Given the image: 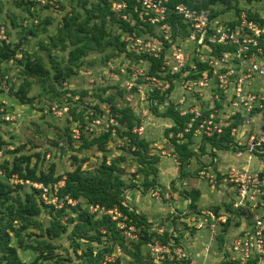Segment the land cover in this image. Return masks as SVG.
<instances>
[{
    "label": "trees",
    "instance_id": "1",
    "mask_svg": "<svg viewBox=\"0 0 264 264\" xmlns=\"http://www.w3.org/2000/svg\"><path fill=\"white\" fill-rule=\"evenodd\" d=\"M56 2L58 4V0H56ZM62 2L63 1H59L58 6L62 7L64 4ZM21 3L28 7L27 10L33 14L30 9L34 4L33 2L21 0ZM180 3L187 4L199 11L208 10L210 11L209 14L211 17H217L219 12L210 7L223 4L225 11H227L236 7L238 0H168V6L171 8V11L168 13L167 21L173 29V38L175 39L178 35L186 37L189 34L187 25L183 22L182 18L172 11V9ZM232 3H235V6H232ZM51 5H46V7L44 6L41 8L48 9L51 8ZM135 5L136 3L131 1L130 11H128L132 13L131 20L135 22L132 23L120 17H115L110 0H97V3L92 4L89 8L86 7L84 3L83 6L86 11L84 19H80L79 15L74 12L70 15L66 14L57 37H53L49 44L51 48H57L58 44H60L63 51H68L67 57L63 56L61 57L62 59H59V57L49 55V61L45 62L43 58L37 57L36 60H32L31 57L27 55L23 60H18V63L22 64L21 73L24 77L23 84L15 92L19 102L23 105L32 104V98H29L27 95L29 90L27 86L31 84L29 82L31 78L36 79L43 94L47 95L49 101L59 100V102L56 103V108L58 110L60 109L61 112V116L58 117V119L65 117L67 123L72 124L70 131H67L68 140L63 143L62 139V142L59 144L55 143L56 148L60 149V153L62 151L65 152L66 149L82 152L96 146L98 151L103 153V158L101 164L97 168L93 170H84L82 168V163L85 160H79L77 156H73V169L67 171L66 174L63 175L57 173V164L55 163L51 164L48 171L40 170L38 164L40 154H21V148H16L11 152H7V154L13 155V160L11 162L5 160L0 164V168L5 176L4 180H0V264H67V260L56 253L58 246L55 242L62 239L64 235H68L69 239L72 240L75 250L82 248V244L80 243L82 240L87 241L88 245L86 249L83 250L80 256L81 258H78L80 264H102L104 255H112L116 247L120 248L130 259L129 264H155V256H153L151 252L150 255L152 257L150 255L146 256L142 248L143 246L153 244L157 241L164 245L172 244V248L180 245L179 240L181 234L179 235L178 231H175L176 227L179 225H177L174 219L175 216L179 215L183 217L187 226L188 224L191 225L190 227L196 231L205 228L210 229L211 216L209 214L211 213L217 219L224 215L227 217L225 222H218L220 226L223 227V230L218 233H221L223 236L221 244L225 246L224 257L221 260V262L224 261L222 264H238L230 261L231 245L226 244V242H228L230 238H232L233 241L234 238L243 235L247 229H250L249 226H247L248 224L251 223L252 226L255 225L253 222H248L239 227V222L234 226H238L240 230L230 231L231 226H233L230 213L233 212L234 215L241 218L242 207L234 208L231 205V209L229 208L228 212L225 213L219 212L218 207L215 208L213 212L209 210L201 211L200 209L199 211L197 205L201 197L200 191L196 189L192 191L185 190L181 194L188 201V204H186L187 211H179L177 209L171 211L169 221L170 228L166 231L163 230L158 232V229L162 226L157 229L152 228L153 223L151 224L147 221L145 214H139L134 208L125 204V195L127 192L139 189L140 186L135 180L126 183L122 178V168L119 166V163L124 162V158L113 159L110 164H107L106 145L110 142L115 132L120 138L128 140V147L134 149L131 154L136 157L135 160L138 165V170L144 177L141 186L145 189V192L150 190V194H155L156 192L158 195L161 192V196H163L164 188H161V190L159 189L161 186L159 183V164L162 157H168L173 160L174 165L179 171V173H177L179 175L177 181L180 182L181 179L191 176L189 166L192 159L196 157V152L191 149L194 130L190 133L185 132L191 115L180 116L177 105L173 104H170L165 112L158 113L157 117L160 121L169 123V120H171L173 123L172 126L169 125L171 127L167 130V135L169 136V134L172 133L169 141L172 145L171 147L175 157L172 155V152H170L169 155L156 156L150 153V141L141 137L134 129L136 126L140 125V118L131 107H112L110 113L107 112L108 118L104 120L106 110L102 109V105L111 104L113 102L112 98H104L96 94L99 102L94 106L90 105L89 108L85 106L81 108V110L76 108L75 102H72L73 100L71 97L65 102L61 100L62 97L66 96L68 93L72 95L76 94V92H71L67 88L60 90L58 86L63 87L65 82H68L72 76H75L76 69L82 65L81 59L91 52H104L105 49L111 45L115 46L119 51H123L133 59L139 61L147 60L151 64L150 75L162 77L160 75L161 60L155 59L148 54L136 53L129 49L128 51L127 49L124 51L126 44L121 43L119 36H113L107 28V23L111 21L113 25L119 24L124 34L137 33L138 36L143 34L159 36L156 26L143 24L140 21L139 14L134 12ZM1 11L0 7V12ZM247 12L250 19H259L258 14L254 15L250 11ZM236 13L239 15L240 11L237 10ZM0 22L6 24L8 29L7 34L9 38H11L10 43H0L1 68L10 58L17 57L18 47L13 44L12 29L5 21L0 19ZM233 24H235V21L232 22V25ZM31 31L32 30H30L29 33ZM109 57L110 55L107 56V59H109ZM204 68L205 65L199 64V69ZM0 82L8 86L7 89L9 90V76L7 74L0 75ZM172 88L171 84L169 90L160 92L161 96L158 95L159 99L157 102L161 104L164 103L167 99V94L171 92ZM4 89L5 88H2L3 91ZM10 90L12 91L11 88ZM79 99L80 98L76 101L78 104H80ZM0 105L4 106L6 111H8L7 114L10 113L15 116L13 121H7L1 117L0 124L13 123L19 120L18 118L21 116L17 118L18 114H16L15 111L9 110L8 105L4 101L0 100ZM157 106L159 107L160 105L157 104ZM154 109V112L157 113V107H154ZM94 119H99L101 122L99 121L98 124H94ZM111 119L117 121V125L112 124L110 122ZM239 119L241 122L242 118ZM87 125L88 127L86 128ZM121 125L123 128H120ZM237 125L238 123L235 122L224 128L219 138H217L216 134L212 137L203 136L204 144L210 143L213 148L220 151L239 149V151L244 152L246 148L237 146L232 136V129ZM89 127H91V130ZM74 128L79 130V138H76L73 131ZM95 131H97V134ZM180 133L184 134L183 138H178V134ZM75 143L79 144L78 148L73 146ZM3 145L0 139L1 150ZM202 152L205 154L204 148ZM47 157H49V155H47ZM261 157L264 159V154L261 155ZM33 159L37 161L34 162V164L32 162ZM204 168L209 173H215L211 168ZM230 170L225 175H220V173H218V175L214 174L216 177L213 181L215 188L219 189L220 186H231V184L224 182V179H228ZM12 177H17L24 182L30 181L43 184L50 188L51 191L49 196H56L58 203L62 202L63 206L61 208H56L52 204H46L42 198V190L35 189L32 186L30 191H24L25 186L23 185L17 184L16 186H12L7 181V179H11ZM61 181H64V186L58 188L56 193H54V185ZM182 184L185 187L187 186L185 183ZM207 184L212 188L211 184L208 182ZM68 200L77 201V203L71 205L68 203ZM96 205L105 207L106 211L118 207L123 216L126 217V220L121 221L125 223L127 227L135 228V238L128 243L127 235L122 234L118 223L113 221L107 213L102 216L91 214L89 208ZM73 213L76 215L74 216ZM44 214L50 218V221L46 224L41 218ZM245 216L247 220L250 221L260 215L257 211L251 212L250 210H245ZM192 218L201 222L208 219V223H206L203 228L199 229L195 223H190ZM263 219V217H260L259 221ZM63 220L66 221L65 224ZM158 223L162 225L165 223V220L163 219ZM30 227L37 229L38 232H27ZM141 227H147L149 230H141ZM69 228L70 232H68ZM142 233L143 235H141ZM104 237H106L108 241L104 239ZM94 244L104 246L95 253ZM180 248L189 256V251L185 247L181 245ZM27 251L36 254L35 259L30 263L20 258V252ZM119 261L118 259L116 264H119ZM192 261L193 260L189 257H185L175 262H170L169 259H165L162 264H190ZM111 263L114 264V262L108 264Z\"/></svg>",
    "mask_w": 264,
    "mask_h": 264
},
{
    "label": "rangeland",
    "instance_id": "2",
    "mask_svg": "<svg viewBox=\"0 0 264 264\" xmlns=\"http://www.w3.org/2000/svg\"><path fill=\"white\" fill-rule=\"evenodd\" d=\"M53 1L54 5H51V8L48 9L41 8L38 5L35 6V12L32 14L27 10L28 7L21 3V0H0V7L2 10L0 12V19L5 21V23H7L12 29L13 44L18 47L17 57L10 58L0 68V75L7 74L9 76V90L7 89L8 86L0 82V100L4 101L8 105V109L15 111L16 114L21 116L18 118L17 115L19 120L16 122L0 124V139L4 144L2 146L4 156L1 158L0 164H2L5 160H9L10 162L13 160V155L7 154V152H11L16 148H21V154H40V159L38 161L40 170L48 171L51 164L55 163L57 164V173L64 175L67 171L72 170L74 167L73 156H77L79 160H85L82 163V168L84 170H93L101 164L103 153L98 151L96 146L90 150H84L82 152H76L73 149H66L65 152L62 151L60 153V149L56 148L55 143L59 144L62 142V139L63 143L68 140L67 131H70L72 124H68L65 117L58 119V117L61 116L60 109L58 110L56 108V103L59 102V100L49 101L47 95L43 94L36 79L31 78L29 80L31 84H28L27 86V89H29L27 95L29 98H32V104L23 105L19 102L15 92L23 84L24 77L21 73L22 64H19L18 60H23V58L27 55H29L32 60H36L37 57L43 58L45 62L49 61V55L59 57V59H62L61 57L63 56L67 57L68 51H63L60 44H58L57 48L50 47L49 44L51 43V39L53 37H57L62 21L66 14L70 15L74 12L79 15L80 19H84L86 16V11L84 10L83 4L85 3L86 7L89 8L92 4L97 3V0H58V4L59 1H63L62 3L64 4L62 7L58 6L56 0ZM232 6H235V3H232ZM210 8H213L219 12L218 17H220L221 21H226L228 19L234 20L240 14L247 11H250L251 13L259 12L260 14H264V0H238L236 7H233L227 11H225L223 4H217ZM237 10L240 11L239 15L236 13ZM204 11L210 13L208 10ZM115 17L118 18L119 15L115 14ZM111 24V21H109L107 23V28L113 36H119L121 43L126 44L127 48L125 47L124 51L125 49H127V51L128 49L132 50V48L125 41L126 35L123 33L119 24ZM30 30L32 31L29 33ZM177 43L178 40L176 42L173 41L175 46H178ZM187 45L189 50L194 47L193 44L190 43ZM184 47L186 48V46ZM108 55H110L109 59H107ZM81 61L82 65L76 69L75 76H72L68 82H65L63 87L58 86L60 90L67 88L71 92H76V94L73 93L74 95H72L71 93H68L66 96L62 97L61 100L65 102L69 97H71L73 100L72 102H75L76 108L81 110V108L85 106H88L89 108L90 105L94 106L99 102L96 94L104 98H112L113 102L111 104L102 105V109L106 110L104 120L108 118L107 112L110 113L112 107L121 108L129 106L140 118V125L136 126L134 129L141 137L150 141V153L157 156L163 155L160 154L162 151L170 152L172 145L169 139L171 138L172 133H170L168 136L167 130L170 129L173 123L171 120V123L160 121L157 115L158 113L165 112L170 104H178V101H180L182 95V90L179 89L180 82L174 79L170 74L164 73L161 75L162 78L169 81L173 87L171 92L167 94V99L161 104L160 102H157L159 96H161L160 92H162V90L158 88L161 87V85L152 83L150 81V78L153 76L150 75L151 64L147 60L139 61L133 59L123 51H119L115 46L111 45L106 48L104 52L89 53L86 57L81 59ZM132 85L133 87L130 88ZM176 86L177 88L174 89ZM2 88H5L4 91ZM164 88L166 87L164 86ZM78 98H80V104L76 102ZM157 104L160 106L158 107ZM154 107H157V113L154 112ZM242 118H244L242 119V122H240V119L238 120L240 124H244L247 119H249L248 121H251V118ZM221 119L226 121L224 117ZM217 120H220V118ZM99 121L101 122L99 119L93 120L94 124H98ZM227 122H230V120H227ZM113 123L117 125V121L114 119ZM87 127L88 125L86 128ZM141 127L144 129L143 133L139 132V128ZM120 128H123V126L121 125ZM75 129L76 128H74V130ZM89 129L91 130V127H89ZM74 132H76V130ZM95 133L97 134V131H95ZM74 134L76 138H79V134ZM111 138L112 139H110V142L106 145L107 164H110L113 159L116 160L123 157L124 162L119 163V166L122 168V178L126 183H130L135 180L140 186L139 189L131 190L130 193H133L132 195L129 192L125 195V204L131 208H134L138 213L140 212L139 214H145L147 221L151 224L153 223L152 228L157 229L158 227L162 226L164 227L163 229L165 231L170 228V213L166 214L164 217L159 213V211L164 207L165 209L171 210L170 205L173 204L176 207L175 203H173L175 199L172 197L173 191L175 192L176 190L180 191L176 200L181 203L183 202L182 199L185 198L181 194L183 191H192L197 185H199L202 189L204 187L205 196L203 197V200L198 203V210H209L213 212L214 209L218 207L219 212L225 213L228 212V209L231 207V205L234 207V203L237 199L235 191L231 190L232 186H220L219 189H213L210 188L205 180L202 179L201 181L200 179V170L204 167H207V165L202 162V158L211 155L213 152L212 145L210 143L204 144V139L202 137H199V139H193L191 144V149L196 152V157L192 159L189 166L191 169V176L186 180L181 179L182 181L180 180V182L175 181L174 179L173 183L171 178H167V181H162L163 177L160 175L161 178L159 177V183L161 186L159 188L160 190L161 188H164V195L161 196L162 194L160 192L158 196L154 197L156 198L154 201H149L146 197L148 196V193L150 194V190L145 192V189L141 186L144 177L138 170V165L135 160L136 157L131 154L134 149H130L128 147V140L120 138L119 135L115 134V132ZM78 145L79 144L75 143L73 146L78 148ZM240 147L245 148V146ZM203 148L205 154L202 152ZM47 155H49V157H47ZM32 162L34 164V162L37 161L36 159H33ZM163 168V171L167 173V169H165L166 166ZM168 168L173 172L179 173L178 170H174L177 167L174 165L173 161L171 162V165L168 166ZM4 177L5 176L2 173L0 175V180H4ZM7 181L12 186L17 185L15 183V177L7 179ZM185 182H187L186 187L182 184ZM172 183L174 184V187ZM23 186H25L24 191H30L32 188L30 185L26 184ZM144 192L145 194L142 195L141 193ZM150 197L153 198L151 195ZM158 197L159 199H157ZM186 204H188V202L184 201V206ZM177 205L180 204L178 203ZM245 209L247 208L243 207L241 218H238L233 214V212L230 213L233 225L231 226L230 231H236L237 229L240 230L239 227H241L242 224H247L249 222L245 216ZM148 212L151 213L148 214ZM90 213L93 214L94 212H91L90 210ZM73 215L75 216L76 214L73 213ZM180 217L181 216L179 215L174 217L177 225L179 224L180 228L184 229V232H188L189 239L194 238L196 233L195 230L190 227L191 225L189 224L188 227L186 221H178L181 219ZM41 218L45 224L50 221L49 216L46 214L42 215ZM163 219L165 220V223L160 225L158 222L162 221ZM65 222L66 221L63 220L64 224ZM121 223H118V226H124V223ZM238 223L240 224L239 227L234 226ZM215 225V235H213L209 230L210 237L214 238L213 241L211 240L212 243H204V245L202 243L201 247L194 251L195 249H192L191 244L184 242L185 239L183 233H181V237L179 236L180 245L177 246L181 247L182 245L190 253H192L193 250L194 255L198 254L197 256L199 257L203 249L207 247L208 250H205L206 254H204V259H207V261L204 264H219L218 261H221V258L224 257L223 255L225 252V246L224 244H221L223 236L221 233H218L223 230V227H221L218 222H216ZM70 228L68 232H70ZM142 229L149 230L147 227H141V230ZM31 231L35 233L38 232V230L34 229L33 227H30L27 232ZM121 231L122 234H124L125 231L123 229ZM201 233L206 236L208 235L207 231H202ZM141 235H143V233ZM134 236V233H130L127 236L128 243L130 240L135 238ZM104 239H106V237H104ZM106 240L108 241V239ZM204 240H206V238ZM55 243L58 246L56 253L60 256H63V258L67 260V264H80V262H78V258H81L80 256L83 250H85L88 245L86 240H82L80 242L82 244V248L75 250L74 244L72 243V240L69 239L68 235H64L62 239ZM191 243L195 244L194 242ZM226 244L231 245L232 238H230ZM94 246V252L96 253L99 249L103 248L104 245L94 244ZM142 250L146 256L150 255L151 251L149 245L143 246ZM173 256L176 258V255L173 254ZM35 257L36 254L33 252H20V258L25 262L30 263L35 259ZM106 257L109 259H114V264H116L118 259L120 260L119 264H129L130 260L118 247L115 248V251L112 253V255L105 254L104 258ZM169 261L175 262L176 259H169ZM162 262H157V260L154 259L155 264H162ZM222 262L220 264H222Z\"/></svg>",
    "mask_w": 264,
    "mask_h": 264
},
{
    "label": "built area",
    "instance_id": "3",
    "mask_svg": "<svg viewBox=\"0 0 264 264\" xmlns=\"http://www.w3.org/2000/svg\"><path fill=\"white\" fill-rule=\"evenodd\" d=\"M28 1L34 3L31 6L32 12H35L37 5L44 7L54 3L53 0ZM110 1L115 14L135 23L131 20L132 13L128 12L130 2L134 1L136 3L134 12L139 14L140 21L156 26L159 36L125 33V41L132 51L161 60L160 75L170 74L180 82L179 89L182 90V95L177 110L180 116L191 115L185 132L190 133L194 130L193 139L212 137L215 134L219 138L223 129L231 125L227 120L237 116L252 120L253 117L264 114V14L253 12L252 14L259 15L258 20H253L249 18L248 12H243L234 20L221 21L220 17H211L207 11H199L180 3L172 11L182 18L189 34L186 37L178 35L175 39L173 29L167 21L168 13L171 11L168 0ZM233 21L235 24L232 25ZM7 31L6 24L0 22V43H10L11 38ZM177 40L178 46H175L173 41ZM189 43L194 46L191 50L187 47ZM199 64L205 65V68L199 69ZM150 81L160 84L161 87L158 88L162 91L171 88L170 82L162 77L153 76ZM132 87L133 85L130 88ZM176 88L177 86L174 89ZM7 112L4 106L0 105V118L13 121L15 116ZM222 117L226 121H223ZM219 118L220 120H217ZM110 122L114 124L113 119ZM75 130L74 133L79 134V130L77 128ZM143 130V127L139 128L140 133H143ZM183 136V133L178 134V138ZM245 148L250 154L256 152L263 155L264 132L252 137ZM2 156L3 151L0 149V160ZM2 173L0 170V175ZM200 175L215 188L214 174L204 168ZM224 182L231 184L233 188L231 189L236 193L235 208L244 207L247 208L245 210L257 211L260 215L249 221L253 222L254 226L248 224L250 229L233 239L229 259L238 264H264V219L259 221L260 217L264 218V172H254L248 168H231L228 179H224ZM15 183L42 190V198L46 204H52L56 208L63 206L62 202L58 203L56 196H49L50 188L41 183L24 182L17 177ZM63 186L64 181L55 184L54 193ZM68 203L75 205L76 201L68 200ZM90 210L97 215L107 213L117 223L126 220L118 207L106 211L105 207L96 205L91 206ZM209 215L211 216L209 230L215 235V223L225 222L227 217L221 216L217 219L212 213ZM191 223H195L197 228L201 229L208 223V219L201 222L192 218ZM119 227L125 231V235L135 232L134 227H127L125 223ZM149 246L157 262L188 258L182 248L174 245L173 249L172 244L164 245L157 241ZM110 262H114V259L106 257L102 264ZM190 264L196 262L192 261Z\"/></svg>",
    "mask_w": 264,
    "mask_h": 264
},
{
    "label": "crops",
    "instance_id": "4",
    "mask_svg": "<svg viewBox=\"0 0 264 264\" xmlns=\"http://www.w3.org/2000/svg\"><path fill=\"white\" fill-rule=\"evenodd\" d=\"M239 118H240V116L239 117L237 116L234 119H230V122H228V123L229 124H233L235 122L238 123V125L235 128H233L234 131L232 129V136H233L234 141L236 142L237 146L240 147V146L248 145V143L252 137L260 135L261 133L264 132V114L255 116L252 118L251 121H248V122L246 121V122H244V124H240V122H238ZM242 119H244V118H242ZM260 119H261V121H260ZM241 122H242V120H241ZM169 123H171V121ZM246 150L247 149H245L244 152L239 151V149L238 150L232 149L230 151H220V150H217L215 148H212L213 153L211 155H208V156L205 155L206 157L202 158V162L205 163L208 168H211L215 172L212 174H217V175H218V173H220V175L221 174L225 175L229 172V170L231 168H248L254 172L255 171L264 172V159H263V157H261L260 155H258V153H255V152L250 154ZM170 152L173 153L172 147L170 149ZM170 152L162 151L160 154H163L162 156H164L165 154L169 155ZM172 155L174 156V153ZM172 161L173 160L168 159V157L167 158H165V157L161 158V161L159 164V177H160V175H161V177H163L162 181H167V178H171L172 179L171 181H173L174 179H175V181H177V179L179 178V175L177 174V172H173L168 168V166L171 165ZM165 166H166L165 169H167V173H165L163 171V169H164L163 167H165ZM174 170L176 171L177 168H175ZM189 170L191 171L190 167H189ZM172 175H173V178H172ZM199 175H200V173H199ZM200 177H201V175H200ZM187 178H184L183 180H186ZM200 179L202 181L203 178L201 177ZM185 184H187V182H185ZM194 189L200 191V193H201L200 201L203 200V197L205 196V194H204L205 188L203 187V189H202V188H200L199 185H197L196 188H194ZM128 192L130 193L131 191H128ZM128 192H127V194H128ZM179 193H180L179 190H177L175 192L173 191V193H172V197H173V199H175L173 203H175L176 207L173 204V205H170L171 210L165 209V207L163 209H160L159 213L161 215H163L165 217L166 214L171 213V211H174L175 209H177L179 211H182V210L187 211L186 205L184 206V201L185 202L187 201L186 198H183L182 199L183 202H181V203L178 200H176L178 198ZM130 194L132 195L133 193H130ZM141 194L144 195L145 193H141ZM150 195L153 198H151ZM156 196H158V194L155 192V194H152V193L149 194L148 193V196H146V197L148 198L149 201H154L156 199L154 197H156ZM157 199H159V197ZM178 203L180 205H177ZM135 208H137V207H135ZM181 208H183V209H181ZM201 211H205V210H201ZM149 213H151V212H148V214ZM180 221L184 222V218L181 217ZM163 228L164 227H161L160 229H158V232L163 231L164 230ZM174 229H175V227H174ZM175 231H178L179 235L181 233H183V236L185 239L184 242L187 244H191L192 249L193 248L195 249L194 251H196L199 247H201L202 243L204 245V243H207V244L210 242L212 243V241L214 240L213 237H210V231L207 228H205L203 230H196L195 231L196 232L195 237L191 238V239H189L188 232L187 231L184 232V229L180 228L179 225H178V227H176ZM202 231H207L208 235L206 236V235L202 234L201 233ZM205 238H206V240H204ZM191 242H194L195 244H192ZM206 246H208V245H206ZM205 250L206 251L208 250L207 247L203 249V251L200 254V257L197 256L198 254L194 255L193 250H192V253L188 252V255H189L188 257L190 259H192L193 261H195L196 264H204L207 261V259H204L205 258L204 254H206ZM218 262H219V264L221 263V261H218Z\"/></svg>",
    "mask_w": 264,
    "mask_h": 264
}]
</instances>
